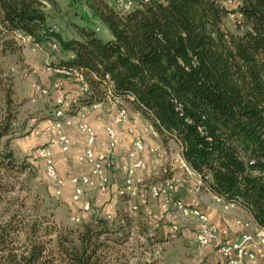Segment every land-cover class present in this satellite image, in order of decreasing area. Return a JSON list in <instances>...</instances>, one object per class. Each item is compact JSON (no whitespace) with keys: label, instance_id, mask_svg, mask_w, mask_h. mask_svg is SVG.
I'll return each instance as SVG.
<instances>
[{"label":"trees","instance_id":"trees-1","mask_svg":"<svg viewBox=\"0 0 264 264\" xmlns=\"http://www.w3.org/2000/svg\"><path fill=\"white\" fill-rule=\"evenodd\" d=\"M89 7L106 40L84 25L62 35L41 0H0V59L16 38L51 41L50 65L78 70L88 85L64 114L107 95L127 102L162 141L178 145L201 186L264 227V0H149L127 11L90 0ZM8 73L0 61V264H131L119 249L132 227L126 213L63 225L44 197L16 188L11 178L28 165L9 147L24 129ZM153 239L161 241L146 237Z\"/></svg>","mask_w":264,"mask_h":264},{"label":"rangeland","instance_id":"rangeland-1","mask_svg":"<svg viewBox=\"0 0 264 264\" xmlns=\"http://www.w3.org/2000/svg\"><path fill=\"white\" fill-rule=\"evenodd\" d=\"M44 1L48 16V25L54 28V30L60 32L62 35L76 36L77 27L84 25L94 29L96 35L103 40H106L110 36L109 31L101 23L94 19L89 7L90 0ZM227 25L232 28L230 17L227 18ZM14 42L15 43L12 45V53L2 57L0 61L2 68L9 72L8 74L12 76L14 98L18 103L16 125L21 128L23 127L24 129V132L22 131L23 135H16L9 142V147L16 158L18 160H22L28 165L25 171L11 178V180L14 181L16 188L18 187L22 191L21 188L25 187L27 188V191L30 192V194H38V196L44 197L45 204L53 209L55 221L63 225L74 226L80 220H86L91 216H101L107 218L108 221H111L117 212L126 213L132 219V227L130 228V232L127 236L128 242L120 246L119 249L129 259L131 264L150 257L155 259L157 258L159 260V256H161L163 251L166 249L176 248L174 243H176L175 239L178 234H180L177 233L178 230L180 231V225L185 223L189 225V221L177 217V214L175 215V213H173L171 210L167 211H169V213L171 212L170 216L172 221H174L172 224L177 225V231L174 232L173 235L175 237L170 238L163 235L165 238L163 241H155L153 239L152 242H148L146 240V237L147 235H150L149 233L153 226L156 225V222L159 223L161 220V218L157 216V200H155L154 197L152 198L151 194L149 193L147 188L148 184L157 183L161 178L165 176L170 177L172 174L171 172L161 174L160 171L151 169L150 154L148 152L149 147L147 148V154L149 156L148 164L143 160L142 168L145 171L143 173L144 177L140 176L143 181L142 185L140 186L141 190H139L143 195L140 193L137 195L138 197L143 198L146 204L148 203L146 200L148 197L154 199V202H149V204L156 207L152 208L153 211H150L151 214H154L156 217L150 216V214L144 210L142 203L138 201V197H129L126 190L118 192L116 191V193L112 191L114 193L112 199H105L104 195L99 198L100 195L106 192L107 194L111 195V190L108 189L110 187L109 180L107 188L104 192H99L97 190L90 192L88 196L90 206L87 211H82L80 209L79 202H74L71 200V190L69 192L68 189H64V185L61 187L60 194L56 195L54 193L51 182L44 173L43 161L35 157V150L41 146L43 147L47 146L48 144L57 143L52 134H41L42 128L44 124L52 119L53 112L57 107L55 104V99L57 97H62L66 101L67 97L72 96V94L70 95L72 92L66 89V85L74 84L77 87L79 82L77 79H75L73 74L65 75L52 70V65H50V63L53 62L52 60H55V52L50 47L51 41L38 42L40 44V48L38 49L34 48L31 41L27 39L21 40L16 38L14 39ZM55 82H58V87L54 88L53 83ZM34 84H38L39 86L45 88L47 91L46 94H39L35 92L33 88ZM104 102L105 103L100 105L101 112L97 113L95 111L96 113L93 114L94 118L101 122L107 120L112 121L114 105L108 99H106ZM116 102L118 105L127 109L129 117L126 121L130 122L129 125L132 126L135 133L140 137L143 143V149L145 138H147V140H151V142H156L159 144L156 146L165 152V157L175 158L177 153H179V147L172 139L168 138L165 141H162L159 135H152L148 129H145V131L137 130L133 126V121L130 120L131 117H133V120H135L137 116L134 115L129 104L125 101L119 100ZM65 105L66 109L68 105L67 103ZM76 109L77 110H75V112L72 114H65L66 116L71 117L73 123L75 122V118L79 112V108ZM82 112H84V117H86L90 111L86 113V109H83ZM139 117L141 118L142 116L140 115ZM124 129L125 128L119 129L122 131L120 136L123 134L128 135L130 138L128 149H130L131 136L127 134ZM162 163L169 167L166 161L163 160ZM114 165L116 167L119 166L117 163ZM176 184L177 182L174 183L173 193H175ZM133 204L136 206L135 209L131 208ZM71 216L77 217L78 221H72L70 219ZM123 216L124 215L121 214L122 218ZM235 219L239 218L232 219L233 225H235ZM172 224L169 222L166 225L170 226ZM170 233L171 229L169 234ZM178 245H180V243ZM244 263L246 262H243L242 264Z\"/></svg>","mask_w":264,"mask_h":264},{"label":"built area","instance_id":"built-area-1","mask_svg":"<svg viewBox=\"0 0 264 264\" xmlns=\"http://www.w3.org/2000/svg\"><path fill=\"white\" fill-rule=\"evenodd\" d=\"M45 2L44 0H41ZM113 3L121 10L127 11L132 9L137 2L145 3L149 0H112ZM229 2L230 0H226ZM233 14H230V18ZM18 39L30 40L33 47L38 49L40 44L35 42L30 36H23ZM51 49L56 48L54 43L50 44ZM54 72L63 73L65 75L73 74L75 79L79 82V92H86L88 85L81 73L76 70H68L60 67H52ZM53 87H58V82L53 83ZM33 88L35 92L39 94H46V89L34 84ZM74 96H69L65 99L62 97H57L55 99L56 108L53 112V118L44 124L41 134H52L56 139V142L62 152H66L71 147L70 139L67 134V128L71 125V117L64 114V109L70 102H75ZM107 99L111 101L114 105V113L112 115V123L106 124L104 126L105 132V143L106 149L97 150L95 148L96 137L93 128L84 120V113H77L76 126L78 131L84 137V146L82 152L76 154L74 160L86 166V170L76 174L71 175L68 178V183L71 185V195L70 198L74 202L80 203V209L82 211H87L89 209L90 203L88 196L92 190H97L99 192H104L108 184V174L107 170L114 166V153L113 150L118 144L119 136L122 133L118 129V126L124 123L128 117L129 113L127 109L123 106L117 104L116 101L111 100L107 95ZM97 104L90 105L95 107ZM134 115H139L135 112ZM149 132L157 136V133L153 130L148 122L145 123ZM125 132L131 136V148L128 149L124 155L125 160L118 167L124 174V186L129 197H136L140 186L142 185V178L137 175V170L141 169L143 166V159L141 157V152L143 150V143L140 137L135 133L132 126H126ZM150 154L151 169L160 171L161 174L168 172V167L165 166L162 161L164 158V152L159 147L148 148ZM35 157L42 160L44 164V173L46 177L50 180L53 187L54 193L56 195L60 194L61 187L63 185L62 178L58 175L52 153L46 146H41L36 148ZM178 161L180 167L187 174H195L192 172L181 156H178ZM196 185L200 186L201 182L197 176ZM148 191L152 197L160 199L164 204L171 205L173 210L183 218L188 220H193L197 223V227L194 233V240L198 245H208L211 243L216 244V248L224 259V264H242L243 262L253 261L255 258L254 252L249 248V244L264 245V227H259L248 220L235 219L234 224L236 227L240 228V235L235 240L231 241H218L217 230L213 223H211L200 208L192 205H187L181 198L174 197V182L170 177H163L157 183L148 184ZM215 201H220L221 198L213 195ZM227 205H233L232 202H228ZM132 209L136 206L133 204ZM72 221H78V218L71 216ZM177 231V225H171V233L173 236L174 232Z\"/></svg>","mask_w":264,"mask_h":264},{"label":"crops","instance_id":"crops-1","mask_svg":"<svg viewBox=\"0 0 264 264\" xmlns=\"http://www.w3.org/2000/svg\"><path fill=\"white\" fill-rule=\"evenodd\" d=\"M75 87L76 85L74 84L66 85V89L72 92L70 93V95L71 94L77 95L79 93V85L77 84V87L76 88ZM102 103H105V102L103 101V102L97 103L95 107H91V106L79 107V112L81 113H84L82 112L83 109H86V113L90 111L88 115L84 117V120L94 130L95 137H96L95 148L97 150L106 149V143H105L106 138H105L104 126L106 124L112 123L111 120L101 122L94 118V115H93L94 113L101 112L100 105ZM139 116L137 115L138 118L136 117L135 120H133V117H131L130 120L133 121V126L137 130L145 131V129H147L146 124H145L147 121L143 119L142 117L140 118ZM76 122H77V118H75L74 123L72 121L71 125L66 130L69 136V139H70V143H71V147L69 148L68 151L62 152L59 146H57V143H55L56 145L48 144L46 146L47 148L50 149L52 153L53 161L56 166L58 175L63 180V185H64L63 187L64 189L65 188L68 189L69 192L71 190V185L68 183V178L71 175H76L86 170L85 165L79 164L74 160L75 155L81 153L83 146H84V137L78 131ZM129 124L130 122L126 121L122 123L121 125H119L118 129L125 128ZM129 139L130 138L126 134H123L122 136L119 137L118 144L113 150L114 164L117 163L120 165L121 163L124 162L125 160L124 155L129 146ZM156 145H159V144H157L156 142H151V140H147V138H145L144 149L141 152V157L145 163L148 164V159H149V156L147 154V148L155 147ZM179 155H180V151L179 153H177L175 158L174 157L168 158V157H165V152H164V158H163V160L166 161L169 165L168 172L172 173L170 178L174 181V183L177 182L176 187H175V193H173V195L178 198H181L184 201V203H186L187 205L196 206L205 212L209 221L213 223L216 227L218 241H224V240L231 241V240H235L236 238H238L240 235V230H239L240 228L232 224V219L239 218L241 220H248L251 223H253L249 214L234 203L231 206L227 205V208L224 209V206L228 202L222 199L220 201H215L213 199V195H214L213 193L208 191L204 186H201V185L197 186L196 185L197 175L187 174L180 167V164L178 161ZM144 172L145 171L143 168L139 169L137 170V175L144 177L143 176ZM107 174H108V180H109V185H110L108 189L111 190L110 192L111 195L107 194V192L102 195H100L99 193L97 194L100 195L99 198L104 195L105 199H110V198L112 199L114 195L112 191L116 193V191L118 192V191L126 190L124 186V182H123L124 174L119 169V167H116L115 165L107 170ZM140 190L138 192V195L140 193ZM152 198L148 197L146 199L148 203L146 204L143 198L138 197V201L142 203L144 210H146V212L149 213L150 216L156 217L154 216V214H151L150 211H153L152 208L157 207V216L161 218L159 223L156 222V225L153 226L149 234H152V235L156 234V237L160 239L161 241L165 240L163 235H165L166 237H170V238L175 237L169 234L171 225L170 226L166 225L169 222L170 224L174 222L172 221V218L170 216L171 212L169 213V211L167 210L173 211L175 215L177 213L173 210L171 205H166L160 199H157V198H154V199L157 200L158 205L156 204V207L151 206L149 202L150 203L154 202V199ZM176 216L181 219L189 221V225L187 223L180 225L181 227L180 231L178 230L177 232L180 234H178V236L175 239L176 243H174L176 248L166 249L165 251H163L161 256H159V260L157 261L156 264H224V259L219 253L218 249L216 248L215 243H211L208 245H198L195 242L194 232L197 227V223L193 220H188L186 218L180 217L178 214ZM179 243L180 245H178ZM249 248L254 252L255 258L253 261H248L244 264H264V245L249 244Z\"/></svg>","mask_w":264,"mask_h":264}]
</instances>
